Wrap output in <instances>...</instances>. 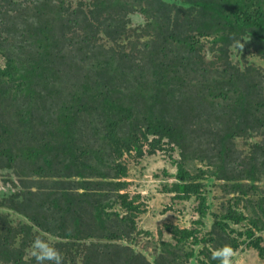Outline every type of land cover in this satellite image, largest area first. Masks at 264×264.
<instances>
[{
    "label": "trees",
    "instance_id": "1",
    "mask_svg": "<svg viewBox=\"0 0 264 264\" xmlns=\"http://www.w3.org/2000/svg\"><path fill=\"white\" fill-rule=\"evenodd\" d=\"M0 56V168L20 187L0 198V264H34L32 230L81 248L73 264H219L212 250L241 243L264 257V0H0ZM144 146L179 149L165 191L212 218L200 238L166 224L151 258L128 244L142 208L122 160ZM204 174L230 196L219 215Z\"/></svg>",
    "mask_w": 264,
    "mask_h": 264
},
{
    "label": "rangeland",
    "instance_id": "2",
    "mask_svg": "<svg viewBox=\"0 0 264 264\" xmlns=\"http://www.w3.org/2000/svg\"><path fill=\"white\" fill-rule=\"evenodd\" d=\"M7 8H12L11 3L8 2ZM12 11L13 10H10V12ZM131 21L133 25H136L141 22L143 23L144 18L140 14H136L132 16ZM233 50L236 52V48ZM204 51L206 59H209L210 53L207 45L205 46ZM243 59H245V57H243ZM238 60H241V56H238ZM2 64L3 59L0 56V65ZM257 140H259V138L253 136L247 139H237L235 146L242 149V153H244L248 150L249 145ZM144 150L143 155L140 157L124 155L122 160L125 163L128 172L125 179L129 181L127 186L129 196L131 198L138 196L137 203H139L142 208V211L137 214L136 230L133 237L130 238V241L128 240V244L129 246L134 247L136 252L143 253L148 258H151L155 255L154 253L156 249H158L161 240L171 241L170 233L165 230L166 224L176 225L181 228L196 227L199 232L197 236L200 238L207 235L209 232L212 218L208 217L203 219L202 224H196L195 221L198 219L197 206L199 199H175L172 197L171 193L165 191V186L167 184L176 181L175 175L177 167L175 161L180 158L179 149L177 147L172 149L171 147H164L162 150L158 149L153 153H149L148 148L144 146ZM202 167L203 163L199 160H196V162L188 161L186 166L192 174L197 173L198 169ZM201 182L203 184L202 188L204 192H207L208 203L212 204L211 211L216 212L219 215V213L223 212L224 207L227 206V203L229 202V194H226L222 186L217 185L215 182H210L207 174H204ZM255 184L257 185V191L260 192H258L254 198H257L260 193L264 195V175L260 177L258 176ZM19 189V181L14 173H10L4 168H0V198L5 195L4 192L6 191L17 192ZM252 193H254L252 190L248 191L249 196H251ZM256 200L258 201V199ZM247 214L252 216V212L247 211ZM11 218L15 225L21 221L19 214H15L13 211L10 213V219ZM242 225L243 222H241L240 225H235V227H241ZM37 233L38 232L32 230L27 235L29 238L26 241L28 242V245L25 248L26 254L24 255V259L29 263L32 260L30 255V244L33 236ZM255 236H260L262 238V245L264 246V229H255ZM25 237L26 236H24L23 233L17 232L13 237V242L15 243L14 246H24L22 245V242H25ZM49 239L54 243V246L59 249L56 246V239L53 237H49ZM63 240L65 239H62V241ZM199 247L201 248V246ZM208 248L211 252L212 248L207 247L206 250H208ZM59 250L63 257L62 264H73V262L77 260V258L74 259V257H77V254L78 256L81 255L83 251L76 246L70 247L65 245L61 246V249ZM231 264H264V257H260L257 250L253 247L248 246L246 243H241L237 248L233 249Z\"/></svg>",
    "mask_w": 264,
    "mask_h": 264
},
{
    "label": "clouds",
    "instance_id": "3",
    "mask_svg": "<svg viewBox=\"0 0 264 264\" xmlns=\"http://www.w3.org/2000/svg\"><path fill=\"white\" fill-rule=\"evenodd\" d=\"M237 47L243 49L244 45L241 41H238ZM30 255L34 264H62L63 257L60 250L42 232H38L33 236L30 244ZM232 255L233 249L227 244L212 251V259L217 260L219 264H231Z\"/></svg>",
    "mask_w": 264,
    "mask_h": 264
},
{
    "label": "bare ground",
    "instance_id": "4",
    "mask_svg": "<svg viewBox=\"0 0 264 264\" xmlns=\"http://www.w3.org/2000/svg\"><path fill=\"white\" fill-rule=\"evenodd\" d=\"M27 14V13H26ZM55 77V76H54ZM57 77V76H56ZM111 91V90H110ZM150 147V146H149ZM263 207V206H262ZM255 211V210H254ZM264 214V213H263Z\"/></svg>",
    "mask_w": 264,
    "mask_h": 264
}]
</instances>
